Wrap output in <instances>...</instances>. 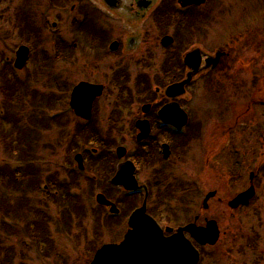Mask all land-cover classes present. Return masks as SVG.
<instances>
[{
    "label": "rangeland",
    "instance_id": "374dc122",
    "mask_svg": "<svg viewBox=\"0 0 264 264\" xmlns=\"http://www.w3.org/2000/svg\"><path fill=\"white\" fill-rule=\"evenodd\" d=\"M249 2L250 0H241L239 1V6L225 8L222 9L219 13H215L213 21V23L216 24L214 28L215 33L213 34V36L210 35V38L206 42V48L208 49V51H211V54H213L216 47L217 49L221 50H225L227 48L231 56L224 57L221 60L230 61L228 64H216V68H211V70H209L207 73H204L203 76L195 77L186 88L187 95L183 97L184 100H182L184 101V107H187L191 111V114H189L190 112H188L189 115H192L194 119L197 118V116L205 115L204 118L206 116L209 117V125L214 122L212 121V119H215L212 118V114H218L220 108V105L214 107L215 99L209 93L211 91H215V87L223 84L226 93L229 95L232 93V89H234V83L236 80L243 82L247 81V83L244 85L245 87L241 91H234L235 97L232 96V99L234 98L238 103H245L250 97L251 87L253 84L250 82V80L246 79L245 74H240V72L236 70L237 68H234L237 67L234 59H239L238 54H244L245 56L248 55V47L246 46L248 42H251V46L255 49V54L253 53V55L256 57L255 72H257L256 64L259 65L261 63L264 65V10L260 9L257 6H252L251 8L246 9ZM233 3L234 0L232 2V5ZM70 5L71 3L69 4V2H66V5H62L60 0H55L54 2H52L51 0H0V59L2 60H0V72L1 70L3 72V65H5L4 57L9 60H13L15 58V51L17 47L21 44H24L28 47V50H30V52L28 53L25 61V65L27 66L24 67V75L19 76L23 78L26 77V74L28 73L29 77V72H35L36 74V77H34L32 80H29L27 83H16L15 86L16 90L18 91L20 88L22 89V87H25L23 90H21V92L23 91L22 93H13L11 92L12 90L10 92H7L8 86L5 87L6 83L2 82L0 78V113L2 115H6V111H8V109L4 107H8L12 104V109L9 108V110L15 111L18 110L17 108H19L20 116L24 117L25 121L34 123L35 125L36 137L34 140V151L32 154H36V156H38L37 158H39V161L37 163L35 162V158H33L36 164H39V162L41 161L42 163L39 164V167L37 168L39 172L36 175H32L30 179H35L36 177H38V180L41 179L44 181L45 178L52 172H57L60 175L59 177H63V175H65L62 170L65 167L63 166L64 161L69 165L70 170H77L76 163L74 161L72 163L67 162L66 159L67 155L70 152V148L67 149V143L64 144L62 140L67 141L69 137H66V135L71 132L73 128H75L76 130V128H81L83 125L78 121V119L74 117L75 115L71 113L72 111H69L67 109H69L68 106L71 89L75 84H77L76 82L72 83L73 78L75 79V77H81L87 74L85 71L86 67L79 63H75L73 66H70L67 69L66 78L68 80V84L65 83L66 81L64 79V87L58 89H49L47 86H44L45 81L47 83V81H49L48 79H52L54 77L48 78L45 75H41L43 68L40 65V61L38 60V58L40 57V52L53 50V46H55V38L52 37L57 35L58 39L59 37L63 38V36H61L63 33V28H61V30H58L61 32V35L56 33L55 35H52L50 33V36H48L44 31H41L39 27V25L43 26L42 16L49 14L54 17L55 20H60L63 23V27L65 24L66 26L68 25L70 31L65 34V36L68 39L78 41V43L80 44V47L77 49L66 47L65 50L68 54L72 55L76 53V56L84 54L83 57L87 63L96 62L99 64H106L113 61V59L101 54L98 50V45L94 46L92 44V40L88 39L91 35L89 23L92 22L89 21L86 24H77L75 26L69 24V21L74 19L75 17L81 18L82 12H85L87 16H90L93 21H95L96 18L93 13L90 12L88 5L86 7H81V11L79 10L78 5H76L77 7H74L75 9L70 10ZM16 11H18V16L15 19ZM19 13L28 15L30 23H32V27L37 33V39L32 38V43L30 41L21 42L22 39H20L17 35V31L19 30V28L16 23L21 19L22 16ZM184 13L187 14L188 12ZM198 13L204 14L206 12L203 9H199ZM150 16L151 13H148L142 23H152ZM24 18L27 20L25 15ZM207 22H210V18H208ZM243 23H254L250 26L253 28L256 27V29H259V27H261L262 32L259 31V33H262L261 35L263 36L257 37L256 39H251V41L246 42L242 39L240 40L238 34L233 32L232 34L230 33V35H228L226 38L231 37L237 40V43L230 45L227 44L229 38L227 41L223 39V36L227 34L222 33L221 30H219V32L217 31V26H222V24V29H227L228 31H230L233 30L234 27H238ZM80 28H82V31L80 30ZM240 30H242V28H240ZM175 31L176 29L173 30L172 28H168V30L160 29L159 32L155 31L154 33V30L152 29V31H149L148 34H145V45L151 46L152 48L156 49L154 60L146 59L145 61H150L151 64H149V66H146V69L143 70V67L137 64L138 59L143 61V55L131 53L130 57H126L128 58V60L126 59L125 63H127L128 70L132 74L130 76L131 80L135 81V78H137L138 76V74H136L137 71L138 73H145L149 69L157 70L158 65H161V63L163 62V56L166 53V50H161L158 40V34H160V36H162L163 34H169L173 36L175 34ZM49 37L51 38L48 40ZM178 44L179 42H177L176 48L180 54L179 59L181 58L180 61H182V54L185 50L180 49V44ZM186 45L188 46V48L195 47L193 45V42H188L186 43ZM227 45H229V47ZM174 46L175 43L174 45L169 47L168 50H174ZM53 52L54 51H52L51 53ZM8 62L9 61H5V63ZM137 66L139 67L137 68ZM55 70L58 71L56 67ZM44 71L46 75L49 73L48 68ZM146 74L152 75V73L149 72H146ZM69 84L70 87L68 88L67 85ZM230 85L233 86L231 90L228 88L230 87ZM25 90H27V93H34L31 101L27 100V98H30V95L26 98L23 95V93L27 95ZM107 93L108 91L104 92V94H102L100 98L97 99L100 110L99 108L96 109V114L94 115L93 119L94 122H91V124H94L96 127H101L104 123L106 124L105 120L108 106L105 104V96L107 95ZM35 94H40V96L42 95V97L38 96L36 101H34ZM50 95L51 97H54V95L56 96L53 99L49 97ZM215 98L217 99L218 103H220L221 99L217 94H215ZM11 100L13 101L10 102ZM44 100L46 102H44ZM24 102L27 106L26 108L24 106ZM47 103L51 105H47ZM57 105L60 106L58 107ZM138 107L139 106L137 105V108ZM51 108H67L65 109L67 112L64 115L66 117L61 121V126L54 124L53 122L55 121H48V123L39 122L40 116L43 113L46 114L47 110ZM137 108L136 110H134L135 113L137 112ZM260 109L261 108L255 106L253 108V110H255V114L251 117L250 115H248L249 119H246V122L249 121V124H251L252 127H255L257 132L263 131L264 126L263 114H261L260 112V114L258 115ZM102 110H104L105 113H101ZM32 114H34V116L36 117H33V119L38 120L37 122H32L30 118V115ZM121 121L123 127L126 128L127 126H129V121H126L125 118H123ZM10 128L11 124L5 123L3 127L0 121V176H15L16 174H19V171L24 170V166L17 162L16 158L13 155L4 150L5 145H3V142H10V144L12 143L10 136L8 140L6 139V137H3L4 134L9 133ZM16 134H18V132L14 131L13 137H16ZM124 134L125 132L120 134L118 139L117 137H114L117 139V141L115 139L114 140L116 141V144L123 145L125 150L128 151L135 146L136 139L135 135H127L126 139H122L123 137L121 135ZM235 136L236 135H233L231 140L227 142L225 146L226 148L223 151V157L225 155L223 163L225 180L229 182L231 181L230 183L225 181L223 191L225 194V198H230L242 189H247V187L250 186V175L253 173L255 195L251 199L248 206L238 209H230L227 207L226 203L218 204L215 201H211L209 203L210 207L207 211H198L201 206V200L203 197L202 188L199 189V187L194 189L191 196L188 197L189 203H185V210L184 207L177 202L172 208L166 209V207H164L166 205L152 201V199L149 198V204L151 205L152 202V205H155V210H158L159 213L162 212L161 216L171 221V224L174 226L178 225L179 223L185 224L189 222L195 223L200 227H205L207 223L206 221L208 219H214L216 221L219 231L218 238L215 244L208 246L206 245L204 247L199 264H264V144L263 146L257 148L255 147L256 145L251 144L250 146L248 142L241 139L242 145H239L237 144V140L239 139V137ZM69 143L71 144V141H69ZM233 144H235V150H233ZM81 145L83 146V144ZM70 146L72 147L73 152H77V150L74 149L75 147L73 142ZM115 148L116 146L114 147L113 151H115ZM198 148L199 150L195 147L192 154L194 156V159L196 160H199L201 158V160L198 162L200 166L202 164L201 171L198 174L201 175L204 160V155L201 154L203 153L202 150H204V146L198 145ZM227 154L229 156H227ZM180 157L181 161L183 162L187 159L186 154H183ZM229 157L234 161L229 160ZM169 161H174V158L172 157ZM219 161L220 164H222L223 161L221 159H219ZM237 162L238 164H236ZM188 166L190 169H200V167L196 166L195 164H190ZM232 168L233 170H231ZM174 169L175 166L171 168L172 176L170 177V179L172 180L171 185L175 187L174 181H184L186 180V175L181 172L182 170L180 168L176 169L175 171ZM120 170L124 172L125 167H121ZM230 170L232 171L231 173L228 172ZM78 172L81 171L78 170ZM136 179H138L139 181L148 179L142 167L139 168V175L136 177ZM83 181L85 180H81V184L78 187V189L82 192V196L80 197V199L84 203L83 211L80 217H78L76 212H74L73 216L75 217L71 221H69L71 224V228L70 226L65 227L63 217L62 215H60V211H58L56 205L49 204L47 207H45L43 204L41 205L40 202L36 203L37 205H41L46 209L49 217L51 214L59 212L55 214V216L57 215L58 218H53V221H50V219H48L50 221V252L46 257L45 255H39L40 252L35 248H23L21 243H19L18 238H15L16 240L14 243L17 244L16 250L17 252L21 253L19 254V256H15L14 261L16 264L21 262L24 264H89L93 255L92 253L95 252L98 247L104 245L103 243H107L108 241L116 242L121 238V234L126 229V217L123 216V221L111 223L108 217L106 219L105 211L103 210H97V212L100 213L99 217H95V215L93 216L91 210L92 208L97 209L98 206L95 202V195L96 193L102 191L96 190L95 187L93 188V190L86 189ZM211 184L213 183L211 181H208L207 186H210ZM68 186L72 185L69 184L67 185V187ZM164 189L165 188H162V190ZM169 191L172 193V196L176 197L175 191ZM108 194H110L109 196H113L114 198L113 191H109ZM37 196L41 197L39 195ZM109 196L106 195L108 199H111ZM117 196H119V193ZM169 201H172V199L169 198ZM195 214L199 215L198 219L196 216H194ZM2 222L3 220L0 216V227ZM102 224H106V226L102 227ZM112 224L116 225L112 226ZM15 230L20 234V228L16 227ZM3 246L4 245H2V248ZM7 246H12V241H10ZM4 252L0 251V254H2V256H6L7 254Z\"/></svg>",
    "mask_w": 264,
    "mask_h": 264
},
{
    "label": "flooded vegetation",
    "instance_id": "af4514ba",
    "mask_svg": "<svg viewBox=\"0 0 264 264\" xmlns=\"http://www.w3.org/2000/svg\"><path fill=\"white\" fill-rule=\"evenodd\" d=\"M60 1L62 5H66V2H69V4L72 2V0ZM239 1L241 0H234L232 5L233 0H205L204 4L201 6L189 5L184 8H178L180 11H198L199 9H203L206 12L202 14L203 23H142L148 13H151L152 16V14L165 5L171 6L170 0H115L114 7L108 6L103 0H76V2L71 3L70 10L78 5L79 10L81 11V7H86L88 5L90 12L93 13L96 18L95 21L92 19V23H89L91 35L88 39L92 40L94 46L98 45V50L101 54L113 59L112 62L106 64H99L96 62L87 63L83 57L84 54L79 56H76V53L72 55L68 54L65 50L66 47L77 49L80 47V44L78 41L68 39L65 36V34L70 31L68 25L66 26L65 24L63 27V23L60 20L55 21L58 30L63 28L62 35L60 31L57 32V34L63 36V38H57V51L53 49V53H51L52 51H42L40 53L43 74L48 78L54 77L48 79L49 81H47V83L45 81L44 86H47L49 89L64 87L65 83L68 84L66 78L67 69L75 63H79L86 67L85 71L87 74L81 77H75V79L73 78L72 83L86 81L93 84H101L103 86L102 94L108 91L105 96V104L108 106V110L106 111V124H102L101 127H96L94 124H91V122H94L93 119L96 114V109L99 108L100 110L97 99H99L102 94L93 101L91 118L89 120L85 121L79 116H74L83 124V126L90 124L86 128L87 133L92 135L100 133L107 137L119 138V135L125 132L124 135H121L123 137L122 139H126L127 135H135L136 139L138 128L136 127L135 122L137 120H146L149 124V132L147 136L144 139L139 140V142L136 141L135 146L131 148L136 152L134 157H128L127 150L124 157L121 158L117 157V155H107L104 167L112 169L114 172L117 164L128 160L132 161L137 173L136 177L139 175V168L142 167L148 178L144 181L136 179L137 182L147 185L148 190L150 191L152 188H160L162 185L164 186L168 183L164 177H166V171H168L169 166L176 165L178 147L181 146L183 148L179 151H186V156L188 157L187 162L189 165H196L197 160L194 159L192 154L193 150L195 147L199 150L198 145H203V170L201 175H196L200 182V186L202 187V191L204 192L203 197L206 192L214 190L215 194L208 200L209 203L215 201L218 204H228L229 200L237 194L235 193L232 197L225 198L223 191L225 181L228 183L231 182L225 180L223 167L225 157V155L223 157V151L226 148L225 146L227 142L231 140L233 135H236L235 137H239L237 140V144L239 145H242L241 139L248 142L250 146L251 144L256 145L255 147L257 148L264 144V131L257 132L255 127H252V125L249 124V121L246 122V119H249L248 115L251 117L255 114L256 108L253 110L255 106L261 108L258 115L261 112L264 116V65L261 63L259 64L260 66L256 64L257 72H255L256 57L253 55V53L255 54V49L251 46V42H248L246 45L248 47V55L245 56L244 54H238L239 59H234L237 65V67L234 68H237L236 70H238L240 74H245L246 79L250 80L253 84L250 97L245 103H238L234 98L232 99L234 91H241L247 83V81L243 82L236 80L234 83V89H232V85L228 87L230 90L232 89V93L229 95L226 94L218 116L212 117L216 120L214 119V122L210 125L208 122L209 117L207 116L205 118L201 117V122L196 121L194 124L192 121L193 118L191 117L190 119L189 115L188 118H185L182 126L185 132L177 133L175 124L173 123L175 116H169L171 115V106L169 107V110H167L166 107L170 102H178L184 107V101L182 100H184L183 97L187 95V92L182 96L169 98L166 95L165 89L169 84L183 79L187 71L185 66L182 68V71L177 70V61L180 55L176 48L177 42L180 44H178L180 49L185 50L182 56L186 51L194 48H188L186 45L188 42H193L195 47L201 49L203 56L201 59L200 70L195 77L203 76L204 73H207L209 69H211V66H209V68H203L202 66L205 65L206 59L213 60V57L210 55H214L218 50L224 53L219 61L222 64L229 63L230 60H221L224 57L231 56L227 48L221 50L216 47L213 54H211V51H208L206 48V42L210 38V35L213 36L215 33L214 28L216 25L215 23H208L207 21L213 12L219 13L222 9L239 6ZM172 3L173 7L176 8L177 0H172ZM252 6H257L264 10V0H250L246 9L251 8ZM83 14L85 15L86 13L82 12V15ZM69 22V24L74 26L77 24H86L83 23V21L76 19H72ZM252 24L253 23H243L238 27H234V29L230 31L222 29V24V26H217V31L219 32V30H221L222 33H226L227 35H224L223 39L227 41L229 38L227 44L232 45L237 43V40L231 37H226L233 32L238 34L240 40L242 39L246 42L263 36L261 35L262 33H259V31L262 32L261 27L256 29V27L253 28L250 26ZM168 28H172L173 30L176 29L175 34L172 36L173 42L170 46L162 47L160 44L161 36L158 34L161 50H166V53H163L164 60L161 65H158L157 70L149 69L146 71L152 73V75H147L146 72L138 73L137 71V78H135V81L131 80L130 76L132 74L128 70L127 63H125L126 59L128 60L126 57H130L131 53L143 55V61L138 59L137 64H139V66L141 65L143 70H145L146 66L151 64L150 61L147 62L145 60H154L156 52V49L145 45V34H148L152 29L155 33V31L159 32L160 29L168 30ZM240 28H242V30H240ZM80 30L82 31V28H80ZM174 43L175 49L168 50V48L174 45ZM110 44L116 45L117 48L115 51L110 49ZM227 46L229 47V45ZM139 66H137V68ZM55 67L58 71L55 70ZM47 68L49 73L46 75L44 70ZM178 72H180L179 75ZM182 75L183 77H181ZM188 85H186V88ZM67 87L69 88L70 84L67 85ZM216 91L219 92L220 96H223L224 85L221 84L215 87V92ZM137 105L139 106L138 108ZM136 108L137 112L135 113L134 110H136ZM65 109L67 108L60 109L62 114H66L67 111ZM67 110L71 111L70 109ZM102 112L105 113L104 110H102L101 113ZM123 118H125L126 121H129V126L126 128L121 124ZM181 138L183 140L180 141ZM161 144H166L168 146V149L170 150H167L168 157H165L164 153L160 154L158 152V150L162 149ZM233 150H235V144H233ZM97 151V148H93L92 153L96 154ZM227 156L229 155L227 154ZM172 157L174 158V161H169ZM95 159L98 160V157L93 158L94 162ZM219 159L223 161L222 164H220ZM229 160L234 161L230 157ZM236 164H238V162ZM93 167H95V164H93ZM231 170H233V168ZM231 170L228 172L231 173ZM93 177H95L94 174ZM208 181H211L213 184L207 186ZM117 189L118 188L111 187V190L114 192H116ZM142 202L143 201H141V204ZM129 203L134 206L131 211L141 205L137 197L136 200L130 201ZM146 205L149 208V214L151 213L158 220L163 218L158 210H155V206H152V204L150 205L148 201H146ZM131 211L126 216V219ZM195 216L197 219L199 218V215L195 214ZM119 221H123L122 217L117 219V222Z\"/></svg>",
    "mask_w": 264,
    "mask_h": 264
},
{
    "label": "water",
    "instance_id": "95a60500",
    "mask_svg": "<svg viewBox=\"0 0 264 264\" xmlns=\"http://www.w3.org/2000/svg\"><path fill=\"white\" fill-rule=\"evenodd\" d=\"M182 5H187L189 3H201L203 0H180ZM172 39L170 37H164L162 42L164 44L171 43ZM17 62L20 66L23 65V59L26 56V49L21 47L18 51ZM217 57V55H216ZM201 60V55L198 54L197 50H192L188 52L184 58L185 63L190 67V72L187 73L186 79L183 81L169 86L166 90L168 96L175 97L184 92V85L188 83L192 76L199 70V64ZM210 59H206V66H208ZM217 61V58L213 60V64ZM100 91L97 89H92V97L84 98L83 92L78 88H74L72 92L71 105L76 109L80 110L81 114L88 117L89 108L91 100L95 94H98ZM78 100H83L81 104H77ZM175 103L170 104L169 106H175ZM177 111L174 116L176 124H178V118L183 119L185 116L184 113L176 105ZM181 119V120H182ZM183 122V121H182ZM180 123V125L182 124ZM79 167L82 168L81 157L76 156ZM124 176L126 181H130V177L126 172L120 171L114 178V183H117L120 177ZM130 175V172H129ZM133 182H128L126 188L134 187ZM253 193V187L250 186L247 191L242 192L237 195L232 201L229 202V205L232 207H237L241 203H246L247 198ZM212 193L206 195L205 200L208 197L212 196ZM96 200L99 204L111 205L113 204L108 201L104 195L97 194ZM207 206V205H206ZM145 207L136 209V211L131 216L129 223L132 227L131 230L124 236V240L120 245L117 244H106L102 246L95 254L92 262L90 264H197L198 262V253L192 246L190 242L185 240L183 236V229L188 227H193L192 235L196 239H202L203 242H215L217 238L218 231L216 230L214 222H211L208 227L194 228V225L186 226L180 228L176 234L170 237H164L161 230L154 226L153 223H145L148 216H144ZM136 213V214H135ZM142 213V214H141ZM151 220V219H150ZM138 223V224H137ZM141 223V224H140ZM149 225H153L154 230L149 228ZM131 245L138 249L130 250Z\"/></svg>",
    "mask_w": 264,
    "mask_h": 264
},
{
    "label": "trees",
    "instance_id": "16d2710c",
    "mask_svg": "<svg viewBox=\"0 0 264 264\" xmlns=\"http://www.w3.org/2000/svg\"><path fill=\"white\" fill-rule=\"evenodd\" d=\"M161 16L167 18L168 15ZM170 23H186L183 20L177 19H168ZM17 118L13 114H8L1 118V125L4 123H10L12 127L8 134H4V138L8 140L9 136L11 139L10 142L4 143V150L16 158V161L19 162L22 166H24V173L27 169V165L30 162H33L35 158V162L39 161L38 156L36 154H32L34 151V140L36 137L35 130L30 129V123L25 121V118L20 116V109L17 108ZM32 122H36V120H32ZM34 124V123H32ZM35 126V125H34ZM17 131V136L13 137V132ZM12 137V138H11ZM14 143V144H13ZM32 172V171H31ZM27 170L25 175H15L11 176H0L2 180L0 185V215L2 217V224L0 227V231H4L2 239L5 237H14L18 238L19 243H24V239H29L32 244L35 245H43L48 247L51 243L50 241V229H49V220L45 216L46 209L42 207L43 204L47 207L49 204H54L57 206L58 211H60V215L63 217V221L65 223V227L71 228V221L75 216L74 212H76L77 216L80 215L83 211L84 203L81 201L80 197H70L67 195L66 187L60 186L58 182L56 185H53L51 189L57 191V194L54 196H50L47 193H40L36 188L35 180L30 179ZM36 168H33V174L35 175ZM27 174V175H26ZM55 174L51 175V178H54ZM70 178L74 181L76 180L75 175L70 174ZM56 178H54L55 180ZM77 185V183H76ZM51 186V184H50ZM89 189H92V186H89ZM36 192L39 196H35L33 193ZM34 195V196H33ZM40 202L41 205H37L36 203ZM61 204V206H60ZM59 213V212H56ZM50 221H53V218L49 217ZM8 224H6L5 222ZM14 222V224H10L9 222ZM16 227L20 228V234L16 231ZM5 240L0 239V250L2 251V244ZM21 244V245H22ZM49 248V247H48ZM40 253H44V251L48 252L45 248H38ZM6 256L0 257V264H16L15 256H19V252L16 251V247L12 246V249L8 252L5 251ZM47 254V253H45ZM44 254V255H45ZM24 264V263H18Z\"/></svg>",
    "mask_w": 264,
    "mask_h": 264
}]
</instances>
